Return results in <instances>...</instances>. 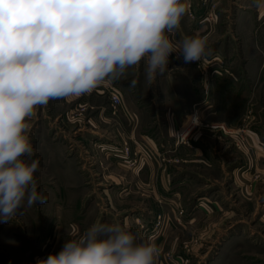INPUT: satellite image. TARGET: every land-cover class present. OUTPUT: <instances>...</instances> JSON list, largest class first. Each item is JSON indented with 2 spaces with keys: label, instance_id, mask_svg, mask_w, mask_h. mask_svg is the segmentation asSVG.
<instances>
[{
  "label": "crops",
  "instance_id": "0c3cea01",
  "mask_svg": "<svg viewBox=\"0 0 264 264\" xmlns=\"http://www.w3.org/2000/svg\"><path fill=\"white\" fill-rule=\"evenodd\" d=\"M183 2L187 4L188 11L182 17L180 27L173 33H166L174 44H178L185 37H208L216 33L215 27L205 33L202 30L216 26L221 19L233 18V31L228 30L224 39L221 37L216 43L213 41V46L207 48L208 56L212 54L222 56L223 64L217 63L218 72L220 71L221 74H216L213 63L210 65L205 59L202 62L185 63L181 53L173 52L169 56V71L165 75H157L152 82L146 79V63L142 59L138 65L129 68L119 80L101 85L90 94L53 99L46 106H38L34 109L33 115L36 116L33 122L34 131L41 132L44 129L48 130L47 134L54 131L48 142L53 147H61L59 149L61 159L63 156L73 162L72 179L69 183H58L53 186L58 185L69 202L78 196H82L84 202L86 201L84 210L72 216L76 221L85 220V223L78 224L72 220L69 226L65 224L64 218L61 219V212L65 214L67 208L62 207L57 200H53L50 211L55 223L52 226L47 225L40 233L36 240L38 251L35 254L40 255L43 248L46 251L51 250L52 254L58 253L67 240L78 238L93 224L89 220L92 214L103 215L106 223L120 222L141 237L150 238L152 229L150 215L156 211L165 214L175 211L168 202L171 189L168 169L164 165L163 169L157 171L154 165L157 163L158 155L162 158V162L165 161L167 154L173 153L182 163L204 164L208 168L217 166L220 171L225 172L228 168L233 180L238 179L241 184L244 180L250 181L249 178L254 177L258 172L264 173V127L260 130L252 129L258 124L256 122L240 126L242 118L246 115L245 112L242 113L241 120L238 119L240 120L238 124H233L235 121L231 120V122L226 116L233 112L234 108L239 107L237 104L243 100H246L244 109L246 105L248 108L246 104L248 98L254 100L259 91L258 87L264 85V7H258V0H183ZM240 19L246 22L250 31H238L237 24ZM183 20L186 21L185 25ZM236 51L240 52L239 59L234 57L233 53ZM199 65L202 67L200 72ZM133 79L137 84L135 87H130ZM110 87L122 100L117 112L113 114L114 120L116 119L120 127L121 132L118 133H122L129 140L132 148L135 144L142 147L143 152L149 157L146 159L147 165L142 169L139 168L137 172L128 169L123 162L116 159L114 154H111L113 150H118L121 141L114 137L115 130L101 126V122H104L102 118L108 117L111 111L109 106L102 107V100L106 99L107 103H110L107 93ZM262 95L264 96V88ZM76 105H85L89 109L92 107L88 113H96L92 118L85 116L84 121L87 120V125L82 127L79 125L81 129L77 131L76 125L65 123L63 118L57 122V119L68 115ZM194 112L197 113L201 123L220 121L231 127L249 128L248 131L246 130L243 150L235 149L226 137L210 135L201 126L191 128L189 118ZM253 115L254 120H257V115ZM111 122L112 120L109 124ZM60 137L63 140H60ZM102 151H109L106 152V159ZM48 158L50 164H55L54 158ZM99 162L105 163L108 169L99 170L97 167ZM93 166L95 170L92 169ZM178 170L183 171L180 168ZM40 171L36 173L45 174L44 169ZM55 175L52 172L49 174V179H55ZM191 175L190 182L195 178L193 173ZM109 177L111 181H108ZM134 177L140 179L143 184L139 190L153 194L155 201L158 202L156 205L158 209L154 207L155 210H152L145 204L136 205L132 202L130 206L116 209L117 213L114 214L113 208L108 207L104 201L106 198L115 196L118 198L129 194L135 189L136 184L127 185L128 180L133 181ZM153 177H155L154 181ZM187 177H189L187 174L180 175L179 178L175 176L174 186L186 185ZM53 182L54 180L49 183ZM46 186V190L51 194L57 193L51 189V185ZM255 186L256 183L253 184V187ZM95 192L99 194V197L97 196L99 201L87 203L88 197L93 196ZM248 192L252 190L248 191L246 186L245 194ZM209 195L216 196L217 199L213 198L215 200L212 199L208 205L209 210L214 211L219 201L217 197L220 195L217 191ZM222 197L220 203L223 206L228 205V197L225 195ZM197 208L191 205L190 212H195ZM258 208L259 203H257ZM189 219L188 224L192 225L195 218L191 216ZM167 239L166 231L163 235H156L152 239L160 250L157 264H164L162 252ZM14 243L16 245L13 247V252L18 250L20 252L10 255L6 249L5 253H0V264H34L33 251L22 248V235L21 240H15Z\"/></svg>",
  "mask_w": 264,
  "mask_h": 264
},
{
  "label": "clouds",
  "instance_id": "9594fccd",
  "mask_svg": "<svg viewBox=\"0 0 264 264\" xmlns=\"http://www.w3.org/2000/svg\"><path fill=\"white\" fill-rule=\"evenodd\" d=\"M264 7V0H258ZM183 0H0V222L44 204L34 173L39 160L27 122L50 100L90 94L146 63V79L165 75L169 56L207 58V37L174 44ZM133 79L130 87H135ZM193 125L197 116L189 118ZM160 250L120 222H94L37 264H157Z\"/></svg>",
  "mask_w": 264,
  "mask_h": 264
},
{
  "label": "rangeland",
  "instance_id": "374dc122",
  "mask_svg": "<svg viewBox=\"0 0 264 264\" xmlns=\"http://www.w3.org/2000/svg\"><path fill=\"white\" fill-rule=\"evenodd\" d=\"M183 21V25H185L186 21ZM233 22L234 21L232 17L230 20L221 19L216 26L211 28L208 27L207 30H202L205 33L206 31H212V29L215 27L214 31H216V33L207 37L208 49L213 46V41L216 43L221 37L224 39L225 32L228 30L233 31ZM237 29L238 31H250L248 30V26L243 19L238 21ZM239 53L240 52L238 51L234 52V57L239 59ZM205 61L207 63H213L215 68H217V65L219 66V64L215 63L224 62L222 56L219 54H212L208 56ZM198 70L199 72L202 70L201 65H199ZM263 88L264 85L262 84L260 87H258L259 91L256 94L254 100H249L248 98L246 103L248 104V108L246 105V108L244 109L246 100H243L237 104L239 107L234 108L233 112L226 114V116H228L227 118L230 121L234 120L235 122L233 124H238L242 118V113L245 112L246 115H244L242 118V121L239 124L240 126L247 123L249 124L256 122L258 124L252 127V129L254 128L260 130L263 128ZM107 91L109 98L110 93L114 90H112L110 87ZM108 103L106 99L102 100V107L108 108L109 106L111 111L108 117L102 118V121L104 122H101V126L108 128L110 127L112 131L115 130L114 137H116L119 142L121 141V144H118L120 145L118 150H113L111 154H114L116 159L120 162H123L128 169L137 172L139 168L142 169L147 165L146 159L149 157L146 153L142 152V147L135 144L134 149L137 150V156L142 159L144 158V161L139 165L136 164L135 167H130L128 163H126V160L121 158L122 144L127 143L130 146V143L128 142L129 140L122 135V133H118L121 132L119 131L120 127L116 119L114 120L113 118V114L117 112L120 106L116 110H113L111 108V104ZM91 108L89 109V107L85 105H76L68 115H63L61 118L57 119V122L63 118L65 123L68 122L76 125L75 130L77 131L78 129H81L79 125L81 127L87 125V120L84 121L85 116L92 118L96 115V113L93 111L92 114H89L90 110H92ZM253 114L257 115V120H254ZM239 118L240 120L238 121ZM34 119H36V116L32 115L27 120V122L31 125L28 135L34 149V155L31 157V159L39 160V167L36 172H41L40 169L45 170L43 171L45 174L34 173V177L37 181V191L43 195H46L48 199L46 203H36L31 208L25 206V208L22 210L23 214L14 217L13 221L7 223L0 222V253H5L7 249L10 255L18 254L20 250L13 252V247L16 245L14 241L18 239L21 240L22 235V248L33 251L32 258H36L38 255L35 254V252L38 251L36 240L40 236V233L47 225L52 226L55 223L50 211L53 200H57V202H59L62 207L67 208L65 214L64 212H61V219L64 218L65 224H68L69 226L72 223V220L76 221V219H74L72 216H74L75 213L79 214V212L81 210L83 211L84 207L86 206V201L84 202L82 196H78L69 202L68 197L63 194L64 191L60 190L58 185L53 186V184L58 183H69V181L72 179L73 170L71 168V164L73 162L67 160V158L63 156V159H61V152L59 150L61 147H53V145L48 142L52 136L51 133L54 134L53 130V132H49L48 134L46 132L48 130L44 129L41 132H39V130L34 131ZM110 120H112V122L109 124ZM218 124H223L225 128H227L231 133H233V130L243 131L244 138H242L244 140L242 141L241 148L237 146L236 142L238 139L242 140L239 136L237 137L234 134L221 133L211 129L210 126ZM200 126L209 132L210 135L221 136V138L226 137V139H229L235 149L239 151L243 150L246 130L248 131L249 128L244 129L241 127H231L220 121L215 123L199 122L198 127ZM73 133L74 131H72V134ZM57 137L58 136H56L55 139H57ZM60 140H63L62 137H60ZM102 152L104 159H106L107 153L109 151ZM167 155L168 156L164 162L161 161L162 158H160V155H158L156 160L157 163L154 162V165L157 171L160 170V168L163 169L164 165H166V168L168 169V174L170 177L169 183L171 186L168 194V202L170 205H172L175 211L173 210L174 213L171 212L169 214L156 211L150 215V224L152 225L150 239H154L156 235H163L165 231L168 235V239L166 240L162 252L164 264H264V173L258 172L254 177L251 176L249 178L250 181L244 180V183L241 184L238 179H236L237 182L233 180V178L230 176V173L228 172V168L225 172L223 170L220 171L219 167L217 166L208 168L204 164H186L182 163L180 159H177L173 153H169ZM48 157L54 158L55 164H50ZM233 161L237 162V160ZM56 166L58 169H56ZM97 167L102 171H106L108 169L103 162H99ZM178 168L182 169L184 172L178 170ZM92 169L95 170V166H93ZM52 172L56 174L55 179H49V174ZM191 173H193L195 178L190 182V178L192 177ZM184 174L189 176L186 178L188 183L186 185L174 186L175 176L179 178L180 175ZM157 178L158 175L156 179ZM154 179L155 177H153V181ZM52 180H54V182L49 183ZM111 180L112 179L109 177L108 181ZM128 181L129 184L127 185L131 186L133 183L134 185L136 184L134 190H131V192L127 195L118 197L119 199L115 196L114 198H106L104 201L108 207L111 206V208H113L114 214L117 213L116 209H122V207L130 206L132 202H134L136 205L145 204L148 206V208H152V210H155L154 207L158 209L156 206L158 205V202L155 201L153 194L150 195L149 193H144V191L139 190L143 185L140 179L134 177L133 181ZM255 183L256 186L253 187V184ZM46 185H51V189L57 193H52L54 195L52 196L51 192L46 190ZM246 186L248 191L252 190V192L245 194ZM112 187H114V185ZM214 191H217L220 197H217L219 201L218 204H216V210L213 211L209 210L208 205L210 204L209 202H212L211 200L213 198L216 199V196L209 195V193H213ZM97 193L98 192H95L92 194L93 196H89L87 203L90 204L92 202L96 203V200L99 201V194ZM221 194L228 197V205L223 206L220 203V199H223ZM257 203H259L258 209ZM191 205L197 206L198 210H195V212L191 213ZM191 216L195 218L192 225L188 224V221L190 220L189 217ZM89 220L91 223H94L98 220L101 222H106L103 219V215L101 216L99 214L90 215ZM89 220H87V222ZM76 222L81 224L85 223V220H77ZM167 225H171V227H167ZM45 253L46 255H49L52 254V251H46V249L43 248L40 255L42 256V254ZM33 254L35 255L33 256ZM33 261L35 264L36 262L34 259Z\"/></svg>",
  "mask_w": 264,
  "mask_h": 264
},
{
  "label": "built area",
  "instance_id": "2783aa9c",
  "mask_svg": "<svg viewBox=\"0 0 264 264\" xmlns=\"http://www.w3.org/2000/svg\"><path fill=\"white\" fill-rule=\"evenodd\" d=\"M215 64H217V63H215ZM210 65H212V63H210ZM214 71H215L216 74H221L220 71L218 72L217 68H214ZM214 71H213V73H214ZM109 100H110L111 108L113 110H116L122 104V100H121L120 96L115 91L110 93ZM193 115L197 116V114L195 112L192 114V116ZM189 123H190V127L191 128L196 127V126L199 125V123H198L195 126H192V123L190 122V120H189ZM210 127H211V129L219 131L221 133H230V134L236 135L237 137L239 136L240 139H242V140L238 139L236 142H237V146L241 148L242 141L244 140L243 139L244 138L243 137V131H240V130H237V131L235 130L234 131L233 130L232 131L233 133H231L227 128H225V126L223 124L213 125V126H210ZM134 147L131 148L127 143L122 144V147H121L122 148V151H121L122 152L121 153L122 156H121V158L125 159L126 163H128V165L130 167H135L136 164L139 165L141 162L144 161V158L142 159V158L137 156V152H136L137 150H135ZM142 152H143V150H142ZM47 256H48V254L46 255V253L42 254V256L41 255H37L36 258H34V260L37 263V261H39V260L46 259Z\"/></svg>",
  "mask_w": 264,
  "mask_h": 264
},
{
  "label": "bare ground",
  "instance_id": "6f19581e",
  "mask_svg": "<svg viewBox=\"0 0 264 264\" xmlns=\"http://www.w3.org/2000/svg\"><path fill=\"white\" fill-rule=\"evenodd\" d=\"M192 126H195V125L192 124ZM96 141H97V140H96Z\"/></svg>",
  "mask_w": 264,
  "mask_h": 264
}]
</instances>
